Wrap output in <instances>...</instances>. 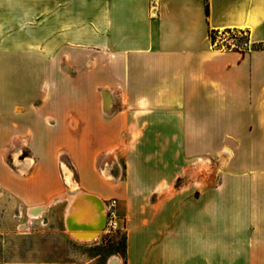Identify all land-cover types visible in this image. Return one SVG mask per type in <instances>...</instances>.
Wrapping results in <instances>:
<instances>
[{"label":"crops","instance_id":"0c3cea01","mask_svg":"<svg viewBox=\"0 0 264 264\" xmlns=\"http://www.w3.org/2000/svg\"><path fill=\"white\" fill-rule=\"evenodd\" d=\"M225 30L247 31L249 51L215 47ZM259 44L264 0H0V148L26 131L35 159L17 196L58 191L59 149L79 188L117 200L115 264H264ZM34 243L0 264H71L69 240Z\"/></svg>","mask_w":264,"mask_h":264},{"label":"rangeland","instance_id":"374dc122","mask_svg":"<svg viewBox=\"0 0 264 264\" xmlns=\"http://www.w3.org/2000/svg\"><path fill=\"white\" fill-rule=\"evenodd\" d=\"M215 44L219 45V49L226 50L225 46L228 45L230 49H237L240 51H248L249 46L240 44L232 38L228 33L218 32L215 37ZM216 45H214L216 47ZM229 51V50H228ZM105 93H103L104 95ZM106 95V94H105ZM107 96V95H106ZM108 97V96H107ZM21 114H14L13 118H3V126L8 123L15 124V116ZM24 125L27 123V118L30 114H23ZM25 130V129H24ZM44 133V143L50 139L49 135ZM19 137V136H17ZM24 141L25 148H28L31 142V135L26 132L20 136ZM15 140V136H9L7 142L0 148V256L5 259L15 260V255L20 254V250H24L25 253L31 249L34 242L44 244V240L58 238L69 240L70 243L66 244L65 250L71 254V259L67 260L71 264H109L110 262H116V258L123 259L125 251V233L121 227L117 230H109L108 228L102 229L101 234L97 239L89 243H78L71 239L65 232L63 226V214L66 208V202L52 205L45 209V211L37 218H31L28 214V208L31 204L27 199L20 198L16 194V182L22 183L23 190L29 192L28 180L32 179L35 167L27 168L26 149L19 156L20 165L16 167L15 171H24L22 176L11 172L10 168H7L4 162V157L1 155L3 149L11 148V142ZM53 154V163L49 167H45V174L49 177V180L57 185V192L51 193L46 199L39 203H45L52 195L65 191V187L62 185L57 168L56 153ZM4 159V160H3ZM10 161V158H6ZM63 163V162H62ZM10 164V163H9ZM227 168L217 165L215 167L216 175V187L221 183L222 175L227 172ZM30 173V174H29ZM18 177V178H17ZM11 182H7V180ZM30 184V183H29ZM38 203V204H39ZM103 205V202H101ZM105 208L103 205V220L105 218ZM23 242V243H22ZM22 244V247L20 246ZM45 245L40 246L43 249ZM24 253V255H25ZM25 260V259H24ZM28 260H30L28 258ZM123 264V262L121 263Z\"/></svg>","mask_w":264,"mask_h":264},{"label":"bare ground","instance_id":"6f19581e","mask_svg":"<svg viewBox=\"0 0 264 264\" xmlns=\"http://www.w3.org/2000/svg\"><path fill=\"white\" fill-rule=\"evenodd\" d=\"M107 98L108 97L104 94L103 100L105 109L110 107V103L107 102ZM45 121L49 126H52L48 119ZM23 144L24 141L21 138L15 137V140L11 142V148H5L1 151V155L5 160H7L6 158H10V161L8 160V162L3 159L6 167L10 168L11 172L17 174V176H22L24 174V171H15V169L21 164L19 156L25 151V149L29 156L27 160H25L27 162L26 167L30 168L35 162L32 149L30 147L25 148ZM62 162L63 161L59 159L58 170L61 178L67 185L68 190L49 198L45 203L32 205L28 208V214L31 218H37L45 211L46 208L58 203L66 202L64 225L67 232L74 235V238L79 242H92L99 237L102 229H105L107 223V220L105 223L103 220L102 201L97 198L96 195L83 191L79 188L73 179V172ZM206 162L208 161L206 160ZM106 173L107 171H102L105 178L108 177Z\"/></svg>","mask_w":264,"mask_h":264},{"label":"trees","instance_id":"16d2710c","mask_svg":"<svg viewBox=\"0 0 264 264\" xmlns=\"http://www.w3.org/2000/svg\"><path fill=\"white\" fill-rule=\"evenodd\" d=\"M222 33H228L232 36V38L234 40H236L237 42H239L240 44L245 45L246 47L249 46V38H248V32L247 31H238V30H225ZM218 32L215 31H211L209 33V37L211 40V43L213 45H216L215 43V37L217 36ZM216 47H219V45H216ZM226 50H233V51H237V49H230L228 45L225 46ZM253 50H264V46L263 45H256L252 47ZM246 50V49H245ZM240 51V53H242L244 55V53H246L247 51ZM249 51V49H248Z\"/></svg>","mask_w":264,"mask_h":264},{"label":"built area","instance_id":"2783aa9c","mask_svg":"<svg viewBox=\"0 0 264 264\" xmlns=\"http://www.w3.org/2000/svg\"><path fill=\"white\" fill-rule=\"evenodd\" d=\"M104 206L106 209V228L109 230H117L120 227V217L117 211V200L110 199L104 201Z\"/></svg>","mask_w":264,"mask_h":264}]
</instances>
